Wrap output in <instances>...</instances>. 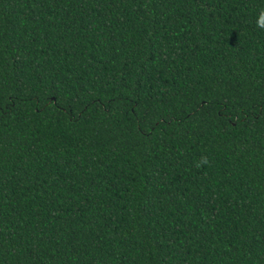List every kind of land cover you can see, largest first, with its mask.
<instances>
[{
    "label": "trees",
    "instance_id": "16d2710c",
    "mask_svg": "<svg viewBox=\"0 0 264 264\" xmlns=\"http://www.w3.org/2000/svg\"><path fill=\"white\" fill-rule=\"evenodd\" d=\"M0 264H264V0H0Z\"/></svg>",
    "mask_w": 264,
    "mask_h": 264
}]
</instances>
